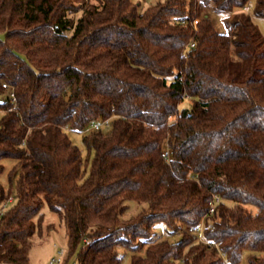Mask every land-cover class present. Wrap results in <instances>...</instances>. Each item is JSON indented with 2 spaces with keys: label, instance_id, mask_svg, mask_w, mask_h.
<instances>
[{
  "label": "trees",
  "instance_id": "16d2710c",
  "mask_svg": "<svg viewBox=\"0 0 264 264\" xmlns=\"http://www.w3.org/2000/svg\"><path fill=\"white\" fill-rule=\"evenodd\" d=\"M205 7L228 14L226 33ZM254 18L264 0H0V176L5 160L20 168L0 182V264L29 263L55 229L45 206L77 264H122L121 248L131 264H264ZM68 130L86 133L88 157ZM128 202L147 208L125 219Z\"/></svg>",
  "mask_w": 264,
  "mask_h": 264
},
{
  "label": "rangeland",
  "instance_id": "374dc122",
  "mask_svg": "<svg viewBox=\"0 0 264 264\" xmlns=\"http://www.w3.org/2000/svg\"><path fill=\"white\" fill-rule=\"evenodd\" d=\"M135 3H139L142 9H146L148 6L155 4L158 1L165 0H133ZM208 13L209 17L212 19L214 26L221 33H226L227 28L225 26V19L228 17V14H219L210 9V7H205L203 14ZM232 16V14H231ZM254 22L260 28L262 34L264 35V19L254 18ZM0 39H5V35L0 33ZM189 102L186 100L182 106H187ZM68 134L74 144H76L82 151L84 157H88V149L84 144L83 138L86 133H78L72 130H68ZM5 171L0 176V182L8 188L10 186V176L13 173V181L16 182L19 177V165L16 160H5ZM16 200L12 199L5 205V209L11 208L15 204ZM129 210L124 215L125 219H129L132 216L139 214L141 211L147 208V205L137 202H128ZM44 214V226L54 224V230L51 232H45L43 237L35 236L33 241V247L30 252V261L27 264H50L52 259L59 257L61 250H64V255L62 256V262L60 264H77V254L68 255V245H67V236L66 228L63 223L60 222L58 216L53 213L48 206H45L42 210ZM158 237L163 239H168L171 242L179 240V235L169 234L164 227L158 226L157 230ZM122 256V264H131L132 252L127 249L121 248L119 250ZM242 264H248L247 254L244 255Z\"/></svg>",
  "mask_w": 264,
  "mask_h": 264
},
{
  "label": "built area",
  "instance_id": "2783aa9c",
  "mask_svg": "<svg viewBox=\"0 0 264 264\" xmlns=\"http://www.w3.org/2000/svg\"><path fill=\"white\" fill-rule=\"evenodd\" d=\"M245 11H250V7H246L245 8ZM198 19H196L195 21H194V25L196 26L197 25V23H198ZM193 46V45H192ZM3 88L4 89H9V86H8V84H6V83H4L3 84ZM9 97H10V99H11V101H12V103H16V96H15V93L12 91V92H10V94H9ZM16 108V105H14V107L13 108H10L9 110H13V109H15ZM110 124V120H107V121H105V122H102V123H96V124H94L93 125V127H92V129L93 130H95V131H98V130H100L102 127H103V125H105V126H108ZM219 199H218V197L216 198V201H218ZM213 211H214V207L212 206L211 207V209H210V212L211 213H213ZM191 232H199L200 233V238H199V240H202V236H201V231H202V229H200V231L199 230H194L193 228H190L189 229ZM64 255V250H61L60 251V253H59V257L58 258H56V259H52L51 260V262H50V264H60L61 262H62V256Z\"/></svg>",
  "mask_w": 264,
  "mask_h": 264
}]
</instances>
